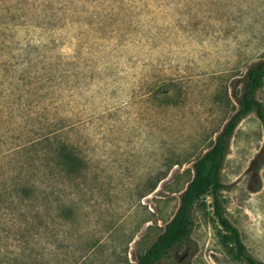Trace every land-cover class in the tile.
<instances>
[{
	"label": "rangeland",
	"instance_id": "1",
	"mask_svg": "<svg viewBox=\"0 0 264 264\" xmlns=\"http://www.w3.org/2000/svg\"><path fill=\"white\" fill-rule=\"evenodd\" d=\"M24 49L45 53L50 82L20 79L35 71ZM262 60L264 0H0V264H138ZM257 98L264 107V84ZM48 132L80 157L77 177L56 141L30 144ZM222 182L227 217L264 262L255 113L234 131ZM193 220L158 264H245L210 196Z\"/></svg>",
	"mask_w": 264,
	"mask_h": 264
},
{
	"label": "trees",
	"instance_id": "2",
	"mask_svg": "<svg viewBox=\"0 0 264 264\" xmlns=\"http://www.w3.org/2000/svg\"><path fill=\"white\" fill-rule=\"evenodd\" d=\"M24 51V55L21 54V57L23 63L28 65L26 69L34 67L35 71L34 75L28 76L26 71L22 70V78L20 79L30 78L32 80L30 82H50V76H46L48 70L45 66L47 58L45 53L34 56L35 54L29 49H24ZM42 71H45L44 74H42ZM263 84L264 60L253 63L247 69L241 88L238 90V108L236 112L225 123L213 146L194 163V176L181 195L180 205L176 213L166 224L164 231L139 258L138 264H158L172 249L187 240L191 236L195 225L193 220L194 208L206 196L211 197L214 215L225 232V240L233 245L236 256L243 260L245 264H264L263 261L250 253L239 229L227 217L222 197V191L225 189L222 182V170L236 127L242 119L251 113H255L264 122V107L257 98V92ZM156 95L158 97L159 94ZM24 97L22 94L21 107L24 105ZM58 136L55 132H48L32 139L30 144L37 146L42 142L56 141L55 144H50L56 145V151L61 155L64 164H68L67 172L77 177L81 159L73 151H70L69 144L60 142ZM11 206L12 203H9L8 208Z\"/></svg>",
	"mask_w": 264,
	"mask_h": 264
}]
</instances>
